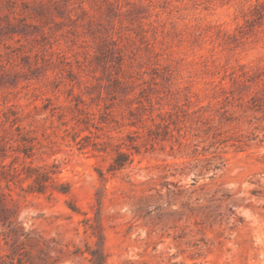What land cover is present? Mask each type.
<instances>
[{
  "label": "rangeland",
  "instance_id": "374dc122",
  "mask_svg": "<svg viewBox=\"0 0 264 264\" xmlns=\"http://www.w3.org/2000/svg\"><path fill=\"white\" fill-rule=\"evenodd\" d=\"M101 254L264 264V0H0V264Z\"/></svg>",
  "mask_w": 264,
  "mask_h": 264
},
{
  "label": "trees",
  "instance_id": "16d2710c",
  "mask_svg": "<svg viewBox=\"0 0 264 264\" xmlns=\"http://www.w3.org/2000/svg\"><path fill=\"white\" fill-rule=\"evenodd\" d=\"M117 164L122 165V162H117ZM104 263H105V255L104 254H101L98 260L93 259V264H104Z\"/></svg>",
  "mask_w": 264,
  "mask_h": 264
}]
</instances>
